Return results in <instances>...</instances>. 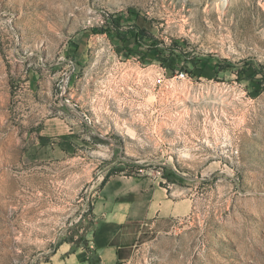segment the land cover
<instances>
[{
	"label": "rangeland",
	"instance_id": "374dc122",
	"mask_svg": "<svg viewBox=\"0 0 264 264\" xmlns=\"http://www.w3.org/2000/svg\"><path fill=\"white\" fill-rule=\"evenodd\" d=\"M115 175L193 205L121 264H264V0H0V264L84 248Z\"/></svg>",
	"mask_w": 264,
	"mask_h": 264
},
{
	"label": "crops",
	"instance_id": "0c3cea01",
	"mask_svg": "<svg viewBox=\"0 0 264 264\" xmlns=\"http://www.w3.org/2000/svg\"><path fill=\"white\" fill-rule=\"evenodd\" d=\"M45 108L41 106L43 111ZM80 127L61 112L40 128L43 137L74 135ZM180 191L165 187L160 180L110 176L94 196L92 227L86 246L75 249L65 243L42 264H121L131 258L132 250L150 230L163 231L175 220L186 217L192 201L181 198ZM89 254L94 256L90 260Z\"/></svg>",
	"mask_w": 264,
	"mask_h": 264
},
{
	"label": "trees",
	"instance_id": "16d2710c",
	"mask_svg": "<svg viewBox=\"0 0 264 264\" xmlns=\"http://www.w3.org/2000/svg\"><path fill=\"white\" fill-rule=\"evenodd\" d=\"M106 32H107L106 30H103V32H101V33L105 34ZM193 75H195L197 78H207L210 80V78L208 76L209 75L208 70H206V68L196 69V71L194 70ZM256 93H257L256 95H259L261 93V91L257 90ZM123 171H124V168L118 169V172H123ZM164 177L167 178L168 180H171L173 177V174L165 173ZM108 178H109V176L105 179L104 183L107 181ZM86 243H87V241H86Z\"/></svg>",
	"mask_w": 264,
	"mask_h": 264
},
{
	"label": "built area",
	"instance_id": "2783aa9c",
	"mask_svg": "<svg viewBox=\"0 0 264 264\" xmlns=\"http://www.w3.org/2000/svg\"><path fill=\"white\" fill-rule=\"evenodd\" d=\"M159 77H161V76H159ZM187 77H189V74L188 73H185V72H182L181 74H178L177 76H176V78L177 79H179V80H182V79H186ZM163 82H164V76H162V78H159L157 81H156V85L158 84V85H162L163 84ZM62 105H68L69 107H71V108H74L75 107V105L74 104H72L71 103V100H63L62 99Z\"/></svg>",
	"mask_w": 264,
	"mask_h": 264
}]
</instances>
